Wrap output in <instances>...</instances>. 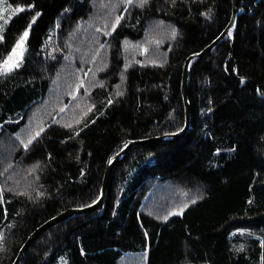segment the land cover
Listing matches in <instances>:
<instances>
[{"label":"trees","instance_id":"1","mask_svg":"<svg viewBox=\"0 0 264 264\" xmlns=\"http://www.w3.org/2000/svg\"><path fill=\"white\" fill-rule=\"evenodd\" d=\"M21 1L0 40L1 67L30 32L23 63L0 77V264L52 218L98 202L129 141L185 128V63L233 11ZM188 97L184 136L133 146L105 203L45 230L18 264H264V0H242L236 27L192 60Z\"/></svg>","mask_w":264,"mask_h":264},{"label":"water","instance_id":"2","mask_svg":"<svg viewBox=\"0 0 264 264\" xmlns=\"http://www.w3.org/2000/svg\"><path fill=\"white\" fill-rule=\"evenodd\" d=\"M240 3H241V0H233V11H232L231 20L229 24L227 25V27L223 30V32L217 37V39H215L202 52L196 53L193 56L189 57L185 63L183 79H182V93H183V98H184L185 108H186L185 128L181 132L175 133L169 137L168 136H158V137H152L148 139L129 141L128 145L120 153H118L113 159L109 161L108 166L106 168L102 195L99 201L87 207L70 209L69 211L63 212L59 216L54 217L48 222H46L24 244L14 264H18L20 262L22 256L27 251V249L30 247V245L33 243V241L36 240L45 230H47L51 226H54L55 224L71 216L86 214V213H89L101 207L106 201L107 188H108V184H109L115 164H117L122 159V157L125 156L130 151L131 148H133V146L139 145V144L142 145V144H151V143H157V142H166L172 139L180 138L188 132L190 128V121H191V110H190V102H189V97H188V86H189V75H190L191 62L195 57L201 58L205 56L206 54H208L216 45H218L224 39V37L229 33L230 30L236 27L237 22H238L239 12H240Z\"/></svg>","mask_w":264,"mask_h":264},{"label":"rangeland","instance_id":"3","mask_svg":"<svg viewBox=\"0 0 264 264\" xmlns=\"http://www.w3.org/2000/svg\"><path fill=\"white\" fill-rule=\"evenodd\" d=\"M27 6L24 2L21 0H0V37L3 38L4 32L6 30V27L8 23L11 21V19L18 14L19 12L26 9ZM17 9H22L21 11H17ZM29 31L28 36L26 38H21V40L16 44L14 47L16 49L15 53L13 54V50L10 54L11 59H9V56L6 60H8V65H4V63L0 67V77L9 73L10 71L18 68L23 63L26 53H27V41L29 38ZM0 38V40L2 39ZM18 65V66H16ZM11 68L9 71L8 68Z\"/></svg>","mask_w":264,"mask_h":264},{"label":"snow or ice","instance_id":"4","mask_svg":"<svg viewBox=\"0 0 264 264\" xmlns=\"http://www.w3.org/2000/svg\"><path fill=\"white\" fill-rule=\"evenodd\" d=\"M128 2L131 3L132 0H128ZM147 2H148V0H139V6H140V7H144L145 4H146ZM173 4H175V0H173ZM30 7H32V6L30 5ZM21 10H22V9H17V11H21ZM38 15H40V13H37V16H38ZM117 22H118V21H117ZM29 27H31V25H29ZM27 36H28V31L25 30L24 33H23L22 39H23V38H26ZM0 38H2V37H0ZM15 51H16V49L14 48V49H13V54L15 53ZM11 55H12V54H10L9 59H11ZM3 63H4V65L7 66V65H8V60H5ZM16 66H18V65H16ZM8 70L10 71L11 68L9 67ZM117 95H121V93L118 92ZM109 103H111V101H109ZM69 127H70V125H69ZM37 135H39V133H37ZM77 135H78V133H77ZM193 202H194V201H193ZM181 214H182V213H181ZM165 219H167V217H165Z\"/></svg>","mask_w":264,"mask_h":264},{"label":"built area","instance_id":"5","mask_svg":"<svg viewBox=\"0 0 264 264\" xmlns=\"http://www.w3.org/2000/svg\"><path fill=\"white\" fill-rule=\"evenodd\" d=\"M241 3H242V0H241ZM241 3H240V4H241Z\"/></svg>","mask_w":264,"mask_h":264}]
</instances>
